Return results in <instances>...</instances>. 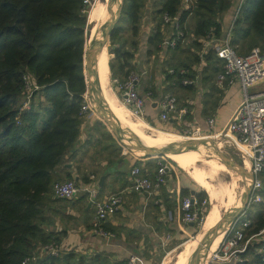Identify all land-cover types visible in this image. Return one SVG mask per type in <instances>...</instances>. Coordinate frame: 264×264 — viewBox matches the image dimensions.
I'll return each instance as SVG.
<instances>
[{"label": "trees", "instance_id": "1", "mask_svg": "<svg viewBox=\"0 0 264 264\" xmlns=\"http://www.w3.org/2000/svg\"><path fill=\"white\" fill-rule=\"evenodd\" d=\"M96 2L86 16L83 0H0V264H22L23 258L35 253L41 244L58 241L42 225L46 218L44 195L51 188L54 167L64 159L79 133V111L86 90L83 52ZM230 2L193 0L182 9L181 0H156L154 4L161 18L163 12H178L181 23L192 12L195 36L206 35L210 28L218 36L220 14ZM143 6L144 0H124L119 20L110 31L107 49L112 78H123L134 67L133 50L125 45L128 41L134 47L137 45L134 37ZM126 31L130 39L124 36ZM148 40L158 49L162 40L159 25ZM230 41L242 53L254 45L264 46V0H242ZM213 53L209 51L207 56L218 61L219 71L223 61ZM172 67L176 83L188 85L180 82L181 66ZM26 70L39 84L33 94L38 99L31 100L30 107L20 111L18 97L22 96V74ZM96 125L106 127L101 119ZM263 192L261 188L262 198ZM196 195L201 199L205 191ZM248 210L251 224H255L253 231H257L264 225V210L254 211L251 207ZM208 212L205 208L200 218L204 216V220ZM195 225L197 222L192 227ZM262 245L264 238L250 247ZM252 261L229 264H264L257 254ZM30 264L106 263L65 251L59 255L47 253Z\"/></svg>", "mask_w": 264, "mask_h": 264}, {"label": "crops", "instance_id": "2", "mask_svg": "<svg viewBox=\"0 0 264 264\" xmlns=\"http://www.w3.org/2000/svg\"><path fill=\"white\" fill-rule=\"evenodd\" d=\"M155 1L144 0L139 30L134 37L137 45L134 47L129 41L125 45L133 50V69L146 70L138 85L139 93L145 97L144 112L140 116L151 125L171 131L199 128L202 134L214 135L222 131L231 118L240 101V86L237 82L230 85L217 83L219 63L215 58L207 56L209 51L216 53L211 45L203 46L204 36L194 35L192 12L183 22L184 40L177 46H169L166 41L172 34V27L155 12ZM241 2L231 0L229 7L221 12L219 37L228 36L231 39L233 21ZM157 25L162 40L158 43V49H155L148 39ZM124 36L131 38L129 31ZM172 66L188 68L187 74L195 77V82L178 85L175 81L176 73L168 72ZM168 90L176 94L177 105L176 110L171 111L169 118L164 121L158 117L159 99ZM149 91L150 95L147 94ZM207 117H213L212 127H209ZM80 118L76 141L64 159L54 167L52 182L64 178L83 181L93 173L97 177L100 198L114 191H122L119 209L103 222L105 228L113 234L106 238L89 230L92 206L85 194L57 198L51 188L44 195L46 218L43 227L58 237L57 242L63 250L83 254L89 259L95 258L97 262L122 264L130 253H135L138 264H164L169 254L180 251L192 238L179 242L193 228V225L184 224L180 220L181 197L193 191L196 194L201 189L184 172L172 167L167 172L166 181L150 195L129 190L130 168L138 164L152 172L157 167L158 157L135 155L115 137L106 124V127L96 125L100 119L97 115H84ZM158 129L155 130L170 138L177 135ZM182 188L187 192H182ZM41 245L35 250L40 253V258L47 254ZM209 264L222 263L212 261Z\"/></svg>", "mask_w": 264, "mask_h": 264}, {"label": "built area", "instance_id": "3", "mask_svg": "<svg viewBox=\"0 0 264 264\" xmlns=\"http://www.w3.org/2000/svg\"><path fill=\"white\" fill-rule=\"evenodd\" d=\"M92 0H83V9L90 5ZM193 0H181L180 9L188 7ZM162 20L172 27V34L167 39V44L174 47L178 42L184 40L185 29L183 23L179 21V14L162 13ZM203 46L213 47L216 55L222 59V69L217 73V83L233 84L237 82L241 89V99L236 105L231 118L222 131L214 133L216 136L230 138L236 146L243 151L242 155L250 158L249 170L253 174V185L247 206L241 214L229 226L223 239L220 241L215 251H212L209 263L212 261L234 263L252 259L255 254L264 260V246H254L253 252L249 253L250 246L255 241H250L254 235H262L264 228L247 236L246 229L250 227L251 217L249 216V207L255 201L261 199L259 190L263 187L260 174L264 171V87L249 90V87L264 82V46L254 45L249 51L242 53L231 43L228 36L219 37L214 35L212 28L204 35ZM188 68L181 67L178 71L182 74L180 82L182 84L194 83L195 77L187 75ZM169 73H175V69L170 67ZM146 70L131 69L123 78L113 77L112 82L119 91L122 101L129 106L136 114L142 115L144 112L145 97L138 91V85ZM24 103L19 106V110L28 109L34 91L39 88L34 76L26 70L22 74ZM148 95L151 92H147ZM83 102L80 107V117L96 115L87 91L83 92ZM177 96L168 90L164 92L159 99L158 117L161 120H167L171 111L176 110ZM209 127L214 125L213 117H207ZM183 133L200 135L199 128H185ZM212 135V134H211ZM157 167L152 171L144 169L138 164H134L129 171L128 189L131 191L146 192L148 195L154 189H157L167 179V172L173 165L164 156H157ZM51 190L57 198H72L79 193L87 196L92 206L89 230L93 233L109 238L113 233L107 230L103 224L104 220L116 212L122 202V191H114L106 197L98 196V182L95 174L91 173L86 180L80 181L75 178H66L63 180H54L51 184ZM206 198H199L195 193L183 195L179 202L180 220L184 224L199 223L200 215L206 208ZM259 237V240L263 239ZM42 250L48 254L59 255L65 250L61 248L56 240H51L41 245ZM40 257L32 253L26 255L22 264L36 262ZM122 264H138L135 253H130Z\"/></svg>", "mask_w": 264, "mask_h": 264}, {"label": "water", "instance_id": "4", "mask_svg": "<svg viewBox=\"0 0 264 264\" xmlns=\"http://www.w3.org/2000/svg\"><path fill=\"white\" fill-rule=\"evenodd\" d=\"M124 0H106L105 10L102 18L97 24L93 39L87 43L83 52V73L86 81V91L89 100L99 118L110 128L115 137L137 156H161L169 153L197 150L205 156L215 157L224 162L229 168L236 171L243 183V191L238 205L233 206L209 228L200 238L196 248L184 264H204L208 248L213 236L224 227H228L247 206L253 185V174L239 163L234 157L221 150L214 139L210 137L186 138L168 141L158 145H146L138 140L131 131L111 114L104 106L98 86L96 61L98 54L104 44L109 42V34L115 23L118 21ZM119 3L118 17L111 22L110 11L113 4ZM240 153H244L238 147ZM194 193V191L192 192ZM190 225L194 223L190 222ZM209 264V263H207Z\"/></svg>", "mask_w": 264, "mask_h": 264}, {"label": "bare ground", "instance_id": "5", "mask_svg": "<svg viewBox=\"0 0 264 264\" xmlns=\"http://www.w3.org/2000/svg\"><path fill=\"white\" fill-rule=\"evenodd\" d=\"M105 3H106V0H97L96 5L93 8V11L91 14V21H90V24H91V31H90V38H89L90 42L93 39V36H94L98 22L100 21V19L102 18L103 14H104L105 5H106ZM118 10H119V3L113 4L111 7V11H110L111 22H113L118 17ZM107 44H108V42H106L104 44V46L102 47V49L100 50L98 57H97L96 64H95L96 72H97L98 86L100 89L101 98H102V102H103L104 106L106 107V109L111 114H113L120 122H122L138 140H140L144 144L153 146V145H158V144H162V143L170 141L168 139L167 135H165V134L161 133L160 131H157L153 128H150L145 123V121H143L141 119V116L139 114H136L129 106H127L122 100L120 102L119 99L115 96L116 94L114 93L113 88L111 87V77H110L109 56H108ZM167 155L170 158L173 157L175 162H177L179 165H181L183 167H188L190 164H192L194 161L198 160V158H200V157H202V158L207 157V156H204L199 151L192 150V149L185 150V151L173 152V153H169ZM207 158L217 159L215 157H207ZM242 158L244 159V163L246 164L245 168L248 170L250 167V158L247 155H242ZM246 160H247V163H246ZM222 163H224V162H222ZM205 167H206V165H205ZM199 168H200V166H199ZM203 168L204 167H202V169ZM210 168H211V166H210ZM227 168H229V167L227 166ZM229 169L232 170L231 168H229ZM230 170L229 171H223V172L229 173L231 176V179L227 183H224V184L220 183L222 185L221 186L219 184L220 186H218V187L219 188L221 187L220 189H216V188L212 187V184H210L209 181L203 182V186L205 187V189L209 193L210 199H211V209H210V212L207 215V218L203 224L206 230L209 229L217 221L219 214L221 212L220 211V204L223 205L224 201H226V202H228L230 200L234 201L233 200L235 197L234 186L236 184L237 178H239V177H235V175L233 176L234 172H233V170L232 171H230ZM217 172L218 171H214L213 174H216ZM217 181H219V180H217ZM212 183L214 185V182H212ZM226 202H224V203H226ZM226 205H227V203H226ZM227 229H228V227L226 226V227L222 228L220 231H218L213 236L211 243H210V247L208 248V254H207V257H206L204 264L207 263L206 261L210 257L212 251H215V249L218 247V245H219L220 241L222 240V237L224 236ZM199 240L197 241V243L195 242V243L190 244L188 247V250L185 254L171 258L169 260L168 264H184L185 261L190 257V255L192 254V252L196 248Z\"/></svg>", "mask_w": 264, "mask_h": 264}, {"label": "rangeland", "instance_id": "6", "mask_svg": "<svg viewBox=\"0 0 264 264\" xmlns=\"http://www.w3.org/2000/svg\"><path fill=\"white\" fill-rule=\"evenodd\" d=\"M94 2V0H92L91 1V3H90V5L89 6H87L85 9H83L84 10V12L86 13V16H87V14H88V10L90 9V7H91V5H92V3ZM120 15H121V13H120ZM120 17V16H119ZM119 20V19H118ZM117 23V22H116ZM115 23V24H116ZM88 24L89 23H87V26H88ZM91 31V30H90ZM108 45H109V42H108V44H107V48H108ZM111 53H110V58H111ZM110 77H111V87L113 88V91H114V93L115 94H117V95H115L118 99H119V101L121 102V97H120V94L116 91V89H115V87H114V85H113V82H112V75H111V70H110ZM259 86H260V88H262L263 87V83L262 82H260V83H258L257 85H252V86H250L249 87V90L250 91H253V90H255V89H258L259 88ZM37 99H38V95L36 94V95H34L32 98H31V100L33 101H37ZM240 99H241V96H240ZM24 101V96H20V97H18V105L20 106L22 103H24L23 102ZM31 102V101H30ZM96 115H97V113H96ZM98 116V115H97ZM99 117V116H98ZM141 119L143 120V121H145V123L147 122L145 119H144V117H141ZM148 123V122H147ZM146 123V124H147ZM149 124V123H148ZM147 124V125H148ZM149 125H151V124H149ZM153 126V127H152ZM150 127V126H149ZM150 128H155V129H158V128H160V129H163V130H167V131H171V130H169V129H165V128H162V127H160V126H155V125H151V127ZM159 130V129H158ZM184 130V129H183ZM183 130H181V131H171V132H174V134H177L178 135V137L177 136H174V137H171V138H169L168 137V139L170 140V141H172V140H176V139H186V138H200V137H210V138H212V139H214L215 140V142H216V144H217V146L221 149V150H223L224 152H226V153H228L229 155H231L232 157H234L239 163H244V159L242 158V154L237 150V146H236V144H235V142H232L231 140H230V138H226V137H220V136H216V135H211V134H200V135H195V134H188V135H186V134H184L183 133ZM176 138V139H175ZM164 156L170 161V163L173 165V167H176L177 169H179V170H181L182 172H184L185 173V175H187V177L193 182V184L194 185H196L197 187H199L201 190H203V191H205V195H204V197L206 198V200H207V202H206V205H205V207L207 208V210L210 212V209H211V199H210V195H209V193L207 192V190L205 189V187L203 186V182L204 181H209V183L210 184H212V187H214V188H216V189H220L218 186H220L221 184H224V183H227V182H229L230 181V179H231V176H230V174L229 173H227V172H223V171H229L230 169L229 168H227V166L224 164V163H222L221 161H219V160H217V159H214V158H207V157H209V156H207L206 158H202V157H200V158H198V160H196V161H194L192 164H190L188 167H183V166H181V165H179L177 162H175V160H174V158L173 157H169L168 155H165L164 154ZM205 156V155H204ZM218 162V163H217ZM246 163H247V160H246ZM223 164V165H222ZM205 165H206V167H205ZM245 163L243 164V166L245 167ZM199 166H200V168H199ZM210 166H211V168H210ZM202 167H204L203 169H202ZM194 168V169H193ZM227 168V169H226ZM198 170V171H197ZM210 170V171H209ZM214 171H218L216 174H213V172ZM230 171H232V170H230ZM233 176L235 175V177H239V178H237V180H236V184H235V186H234V195H235V197H234V201H228V202H226V201H224V202H226L227 203V205H226V203H224L223 202V205H221L220 204V214H219V217H218V219L221 217V215L222 214H224L226 211H228L230 208H232L233 206H236V205H238V201H239V199H240V196H241V194H242V191H243V183H242V179H241V177L239 176V174L236 172V171H234L233 170ZM207 173V174H206ZM198 177H197V176ZM204 175V176H203ZM238 175V176H237ZM260 178H261V180H262V184H263V189H264V171H262L261 172V174H260ZM65 179V178H64ZM206 179V180H205ZM59 180H61V179H59ZM217 180H219V181H217ZM223 181V182H222ZM212 182H214V185H213V183ZM219 182V183H218ZM216 183V184H215ZM221 183V184H220ZM220 184V185H219ZM222 186V185H221ZM259 192H260V190H259ZM261 194V193H260ZM263 194H264V192H263ZM49 200H50V198H48ZM254 204H252V206H250L251 207V209L252 210H254V211H256V209H259V208H263V210H264V198H262L261 197V199L259 200V201H255V202H253ZM258 207V208H257ZM209 212H208V214H209ZM207 214V215H208ZM207 215H206V217H205V219L204 220H202L203 219V217H202V219H200V221H199V223H197V225H195L193 228H191V230L189 231V233L188 234H186L182 239H181V241H179L180 243L181 242H183L185 239H187V238H190V237H192L185 245H184V247L180 250V251H178V252H173V253H171V254H169L168 256H167V258L164 260V264H168L169 263V260L171 259V258H173V257H177V256H180V255H183V254H185L186 252H187V250H188V247H189V245L190 244H192V243H197V241L203 236V234L207 231L206 229H205V227H204V222H205V220H206V218H207ZM217 219V220H218ZM202 221V222H201ZM201 223V224H200ZM251 223H252V218H251ZM254 227H255V224L253 223V225L252 224H250V227L249 228H247L246 229V235L247 236H249V235H251V234H253V233H255V232H257L259 229H261V228H264V225L262 226V227H260L257 231H253V229H254ZM197 232H198V234H197ZM197 234V235H196ZM196 235V236H195ZM264 235V232H263V234L261 235H254V236H252L251 237V240L250 241H257L258 239H259V237H262ZM194 236V237H193ZM223 239V238H222ZM179 243V244H180ZM253 252V249H252V247H250V249H249V253H252ZM35 254H38V256H40L39 254L40 253H38V251H35ZM166 254V253H165ZM164 254V255H165ZM164 257V256H163ZM162 257V258H163ZM209 259H210V257L208 258V260L206 261L207 263H209ZM187 261V260H186ZM186 261H185V263H186ZM206 263V264H207ZM220 263H222V264H224V262H220Z\"/></svg>", "mask_w": 264, "mask_h": 264}]
</instances>
